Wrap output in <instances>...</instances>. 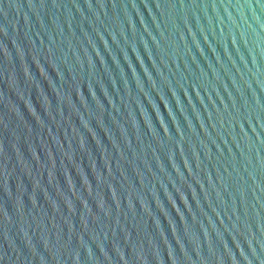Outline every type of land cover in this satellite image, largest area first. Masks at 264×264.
<instances>
[{
    "label": "water",
    "instance_id": "obj_1",
    "mask_svg": "<svg viewBox=\"0 0 264 264\" xmlns=\"http://www.w3.org/2000/svg\"><path fill=\"white\" fill-rule=\"evenodd\" d=\"M0 264H264V0H0Z\"/></svg>",
    "mask_w": 264,
    "mask_h": 264
}]
</instances>
